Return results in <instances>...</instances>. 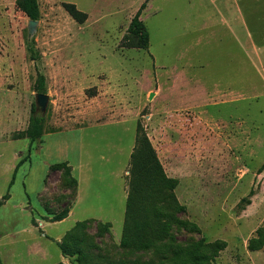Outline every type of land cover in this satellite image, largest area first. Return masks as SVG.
<instances>
[{
	"label": "rangeland",
	"instance_id": "374dc122",
	"mask_svg": "<svg viewBox=\"0 0 264 264\" xmlns=\"http://www.w3.org/2000/svg\"><path fill=\"white\" fill-rule=\"evenodd\" d=\"M16 1L0 0V264H78L56 242L86 217L96 218L83 230L89 264H165L167 252L119 245L125 199L111 171L125 170L127 193L133 146L134 179L150 164L143 135L184 209L164 188L152 204L200 228L171 220L169 242L222 239L210 264H264V246L247 247L264 223V0H38L34 24ZM143 2L148 46L122 47ZM31 115L42 118L41 138H14ZM79 156L92 168L79 176L81 201L49 221L75 195L49 166Z\"/></svg>",
	"mask_w": 264,
	"mask_h": 264
},
{
	"label": "trees",
	"instance_id": "16d2710c",
	"mask_svg": "<svg viewBox=\"0 0 264 264\" xmlns=\"http://www.w3.org/2000/svg\"><path fill=\"white\" fill-rule=\"evenodd\" d=\"M19 9L30 19L37 20L39 17L38 0H17ZM66 11L77 22H84L87 15L85 12L77 9L72 3H64ZM145 7V2L141 3L126 28L120 46L128 48H146L148 46L149 34L143 21L140 19L141 10ZM36 89L42 91L44 89V75L40 72L36 76ZM43 134L42 118L31 115L26 129L18 132L14 138H28L30 142L40 139ZM138 138V137H137ZM139 140L136 139V142ZM140 141V140H139ZM142 141L146 146L147 159L143 160V164H150L143 167V171L134 179L135 165L137 163L136 146H133L130 153L131 168L129 170L128 189L125 198L124 217L121 229L119 245L122 248L130 250H149L155 249L158 252H167L168 260L165 264H210L217 256L218 252L226 247V242L222 239H215L211 242H204L202 239L192 241L186 245L169 242V222L175 221L184 230L199 233L200 228L194 221L178 220L173 218L171 214L165 210H161L158 206L152 204L161 189H168L163 197L173 201V207L183 210L184 206L179 204L173 193L170 191L176 185L174 178L167 177L153 153L147 138L143 135ZM23 160V159H22ZM20 160L15 168L21 163ZM50 170L61 169L67 181L74 186V192L77 186V180L71 174V167L67 161H58L50 164ZM63 178V180L66 181ZM7 195H4V198ZM75 196V195H74ZM74 198V197H73ZM69 205L64 206L57 212L51 211L49 221H60L68 214ZM164 218V220H160ZM93 218H87L76 221L74 225L68 229L61 239L56 242L63 256H76L78 264H89L90 256L83 251L85 238L83 230L89 221ZM32 223H35L32 219ZM98 230L106 233L111 226L108 221L97 222ZM264 246V223L259 225L255 233L248 238L247 247L256 250ZM54 264H64L58 261ZM144 264H156L152 261H146Z\"/></svg>",
	"mask_w": 264,
	"mask_h": 264
},
{
	"label": "crops",
	"instance_id": "0c3cea01",
	"mask_svg": "<svg viewBox=\"0 0 264 264\" xmlns=\"http://www.w3.org/2000/svg\"><path fill=\"white\" fill-rule=\"evenodd\" d=\"M130 153H131V151H130ZM129 156H130V154H129ZM63 161H67L68 162V164L71 167V174L77 180V186H76V190H75V196L71 200L70 208H69V211H68V214H67V216H68L70 213H72V211H73L74 207L76 206V204H79V202L81 201V194H80V181H81V179H80L79 176L80 175H83V177H81V178H85L84 174H86V177H87V175H89L88 172L91 171L92 168L90 166L89 160L88 161L83 160L82 156L81 157L79 156V158L77 159L76 163H74V164L71 163V162H69L68 160H63ZM75 170L77 171L76 174L74 173ZM112 172H116L117 173V176L118 177H121V179H122V193H123L122 196L125 199L126 198V190L124 188V179H123V173H125V170H123V173H121V170H119V171L118 170H113V171H111V173ZM97 205H98V208L97 209L98 210L101 209L100 207H102V205H100V204H97ZM124 209H125V206H124ZM88 218L96 219L94 217H88ZM84 219H87V217L84 218ZM97 219L100 220L99 218H97ZM79 220L80 219H78L77 221H79Z\"/></svg>",
	"mask_w": 264,
	"mask_h": 264
},
{
	"label": "water",
	"instance_id": "95a60500",
	"mask_svg": "<svg viewBox=\"0 0 264 264\" xmlns=\"http://www.w3.org/2000/svg\"><path fill=\"white\" fill-rule=\"evenodd\" d=\"M30 22L32 24L35 23V20H30ZM37 101H38V105L41 107V108H44L45 104H46V101H47V95L44 94V93H39L38 96H37Z\"/></svg>",
	"mask_w": 264,
	"mask_h": 264
}]
</instances>
